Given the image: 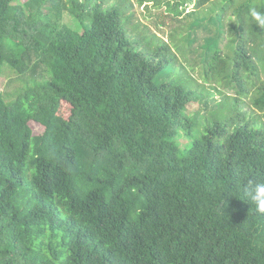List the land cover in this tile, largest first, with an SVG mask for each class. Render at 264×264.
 I'll use <instances>...</instances> for the list:
<instances>
[{
    "label": "trees",
    "instance_id": "trees-1",
    "mask_svg": "<svg viewBox=\"0 0 264 264\" xmlns=\"http://www.w3.org/2000/svg\"><path fill=\"white\" fill-rule=\"evenodd\" d=\"M19 1L0 0V75L44 69L50 79L9 103L0 93V264H264V215L246 197L264 182V123L234 116L193 140L186 113L203 94L166 74L172 44L155 36L158 53L143 51L109 0ZM216 1L177 8L212 6L199 27L192 13L193 32L213 33L206 21L219 14V38L201 55L206 79L244 94L249 12L264 0ZM233 8L235 57L224 60ZM257 96L264 114V88Z\"/></svg>",
    "mask_w": 264,
    "mask_h": 264
},
{
    "label": "rangeland",
    "instance_id": "rangeland-1",
    "mask_svg": "<svg viewBox=\"0 0 264 264\" xmlns=\"http://www.w3.org/2000/svg\"><path fill=\"white\" fill-rule=\"evenodd\" d=\"M221 1L217 0L214 5H220ZM19 2L26 5L29 0H20ZM181 2L182 0H127L124 4L119 0H109V6L115 4L124 9L123 30L146 53L152 55L158 53L161 45L155 42L153 39L155 36L172 44L174 54L173 57H168L170 64L166 69V74L187 89L198 92V95L203 94L188 108L186 113V116L195 122L196 126L190 138L194 140L208 129H213L217 123H224L234 116H239L235 118L237 120L247 118V120L254 119L264 123L263 112L253 105V100L259 97L257 96L259 90L264 88V34L262 36L255 25L253 28L251 26L248 31L250 32L249 38L251 32L254 31L256 34L252 33L251 47H248L253 67L252 69L245 67L242 71L243 85L246 88L244 94H242L240 85L230 84V81L229 83L227 81L226 84L222 79L218 81L216 78L211 83L206 79L205 63L202 61L201 55L204 53L203 46L206 39L219 38L218 29L214 28V25L218 23L219 14L212 13L206 21L208 26H211L210 23H212L213 33H209L205 28L193 32L189 27L193 21L192 13L197 11V15L202 17L196 23L199 27L203 24L205 17L210 14L212 6L202 10H195V5L181 8V15H179L177 6ZM245 2L239 0V3L235 4V8L243 6ZM235 8L227 12L225 28L219 40L221 57L224 60L227 58L234 60L235 57V50L233 51L229 40L230 38L236 39V36H232L230 32V26L237 22V18L234 17ZM64 19L67 26L74 28V19L68 15ZM239 37L242 38L241 34L237 36V39ZM48 79H50V75L44 69L36 74H32L31 71L19 74L18 71L6 67L0 75V93L9 103L15 101L25 88L31 87L35 83L43 84ZM229 111H231L230 114ZM63 114L70 115V109L67 106L63 108ZM31 126L36 135L43 133L44 128L41 125L32 123ZM189 143V139L183 136L181 144L188 146Z\"/></svg>",
    "mask_w": 264,
    "mask_h": 264
},
{
    "label": "clouds",
    "instance_id": "clouds-1",
    "mask_svg": "<svg viewBox=\"0 0 264 264\" xmlns=\"http://www.w3.org/2000/svg\"><path fill=\"white\" fill-rule=\"evenodd\" d=\"M252 22L260 29H264V10L250 9L249 12ZM247 201L253 205L255 211L264 215V182L251 185L246 193Z\"/></svg>",
    "mask_w": 264,
    "mask_h": 264
}]
</instances>
